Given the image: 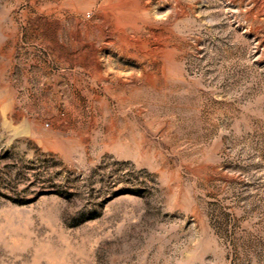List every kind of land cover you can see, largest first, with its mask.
Listing matches in <instances>:
<instances>
[{
	"label": "rangeland",
	"instance_id": "1",
	"mask_svg": "<svg viewBox=\"0 0 264 264\" xmlns=\"http://www.w3.org/2000/svg\"><path fill=\"white\" fill-rule=\"evenodd\" d=\"M94 1L0 0V264H264V0Z\"/></svg>",
	"mask_w": 264,
	"mask_h": 264
},
{
	"label": "bare ground",
	"instance_id": "2",
	"mask_svg": "<svg viewBox=\"0 0 264 264\" xmlns=\"http://www.w3.org/2000/svg\"><path fill=\"white\" fill-rule=\"evenodd\" d=\"M175 1V0H174ZM55 2V1H53ZM60 2V1H59ZM96 2V0L94 1ZM109 2V0H108ZM107 2V3H108ZM44 3V2H43ZM52 3V2H50ZM105 3H106V0H105ZM45 4V3H44ZM43 4V5H44ZM103 4V3H102ZM172 4V3H171ZM175 4V3H174ZM173 4V5H174ZM49 5V3H48ZM58 6V4H56ZM107 5V4H106ZM172 5V6H173ZM177 5V4H176ZM56 6V7H57ZM98 6V5H97ZM96 6V7H97ZM103 6H105L103 4ZM261 6V5H260ZM41 7V6H40ZM46 7V6H45ZM50 7V6H48ZM53 7V6H52ZM55 7V8H56ZM143 6L138 3L137 0H118L116 1V3H113L111 2L109 4V8H111V10L113 11V14H116V15H119V19H118V24L115 26V28H111L110 25L108 24V20L103 17V21L99 24L98 26V31H91V30H86V33L85 35H82V33L80 32V30L78 29L77 31H75L73 34H72V37H73V41L75 43H78L79 45V50H83L81 53V56L78 57V58H72L74 60H95L94 62H98L96 60H101L100 58V53H102L101 51H103V47L105 45H108V44H111L113 39H112V36L116 33L117 36H118V40L122 41L125 40L124 39V33L126 32L125 31V26L130 27L129 29H131V33H130V39L131 40H138V30H140V25L138 26L136 24V21L141 17H143L141 14H143L144 12H140L141 11V8ZM178 7V6H177ZM101 8V7H100ZM107 8V7H106ZM56 9H59V8H56ZM76 9V8H75ZM82 9V8H81ZM97 9V8H96ZM104 9V8H103ZM143 9V8H142ZM258 9V8H257ZM45 10V9H44ZM97 10H100V9H97ZM145 10V8H144ZM143 10V11H144ZM260 10H264L263 6L260 7ZM59 11H61V9H59ZM75 11V10H74ZM48 12V11H47ZM50 12V11H49ZM48 12V13H49ZM52 12V11H51ZM57 12V11H56ZM55 12V14H56ZM81 12V11H80ZM141 14H140V13ZM263 12V11H262ZM58 13V12H57ZM62 13V12H61ZM82 13V12H81ZM101 13V12H100ZM108 14H110L109 11H107ZM112 13V12H111ZM57 15V14H56ZM62 15V14H61ZM111 17V15H110ZM64 19V18H63ZM67 19V18H66ZM78 18H76L77 20ZM114 19V18H113ZM144 19V18H143ZM116 20V19H115ZM140 20V19H139ZM62 21V20H61ZM63 22V21H62ZM113 23V21H112ZM148 23V22H147ZM139 24V23H138ZM93 25V24H92ZM78 26V25H77ZM126 28V29H127ZM140 28V29H139ZM115 31V32H114ZM129 30H127L128 32ZM69 36V35H68ZM69 40V39H68ZM131 42V41H129ZM132 44V42H131ZM130 44V45H131ZM73 45V44H72ZM133 45V44H132ZM131 45V46H132ZM86 46V47H85ZM83 48V49H82ZM122 51L124 50L123 48L125 47H119ZM126 49V48H125ZM72 50V49H71ZM134 51V50H133ZM125 54L127 55L126 57H130L134 60H150L148 58L149 55H151V52H146V51H143L145 52L141 57L138 53H135V52H129V51H124ZM162 54L163 51H160ZM160 53V54H161ZM155 54V53H154ZM153 55V54H152ZM163 56V55H162ZM152 57V56H151ZM107 58V57H106ZM110 58V57H109ZM104 59V58H103ZM70 60V59H69ZM107 60V59H106ZM84 62V61H83ZM93 62V64H94ZM80 63V62H79ZM91 63V62H90ZM78 64V63H77ZM82 64V63H81ZM96 64V63H95ZM94 64V65H95ZM80 65V64H78ZM86 65V64H84ZM91 64H89L90 66ZM97 65V64H96ZM82 66V65H81ZM99 66V65H97ZM84 68V67H83ZM97 67H95V70H96ZM88 69V68H87ZM91 69V68H90ZM99 69V68H97ZM101 74V73H100ZM102 77V76H101Z\"/></svg>",
	"mask_w": 264,
	"mask_h": 264
}]
</instances>
